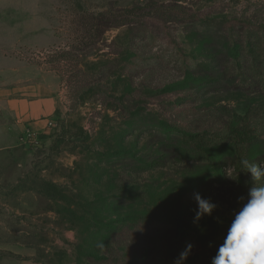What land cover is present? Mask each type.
<instances>
[{"label":"rangeland","instance_id":"rangeland-1","mask_svg":"<svg viewBox=\"0 0 264 264\" xmlns=\"http://www.w3.org/2000/svg\"><path fill=\"white\" fill-rule=\"evenodd\" d=\"M20 97L54 108L16 128ZM1 123L0 264H174L188 244L183 264H211L252 185L234 166L264 161V0H0ZM194 193L216 205L198 225Z\"/></svg>","mask_w":264,"mask_h":264},{"label":"clouds","instance_id":"clouds-1","mask_svg":"<svg viewBox=\"0 0 264 264\" xmlns=\"http://www.w3.org/2000/svg\"><path fill=\"white\" fill-rule=\"evenodd\" d=\"M240 163L244 172L251 174L252 185L246 202L244 197L239 198L242 207L235 213L211 264H264V162L257 164L245 158ZM193 199L197 205L193 224L198 225L216 205L199 193H194ZM192 247L188 244L174 264H183Z\"/></svg>","mask_w":264,"mask_h":264},{"label":"trees","instance_id":"trees-1","mask_svg":"<svg viewBox=\"0 0 264 264\" xmlns=\"http://www.w3.org/2000/svg\"><path fill=\"white\" fill-rule=\"evenodd\" d=\"M131 14V15H130ZM135 17H133V13L131 9L128 10H118L115 13H99L96 15H92L89 17V20H87V26H88V33L90 34V37H93L95 34H103L104 32L118 28L120 26L126 25L133 21ZM173 18L178 20L179 22H193L195 19L191 15H184L182 12L177 13V15L173 14ZM150 31L146 30H138L136 31L135 35L138 36L140 39H144L147 41H150L152 39V35ZM193 61V60H192ZM113 64V65H112ZM106 63L103 65V68L107 70H117L118 68H127L128 64L127 62L121 63ZM199 65L196 63L193 68H197ZM94 88V87H93ZM89 89V88H88ZM91 92L92 87L89 89ZM84 92V91H82ZM84 94V93H82ZM199 134L194 135V140H196L198 146L202 145L200 147L203 148V143L205 142V139L203 137L199 138ZM205 144V143H204ZM201 153V151H199ZM191 154V153H190ZM195 156V152H192ZM264 162V161H262ZM241 164V163H240ZM242 165H238L240 172L238 173L240 176V181L242 182L244 178V170L241 167ZM113 233V231H112ZM110 233V234H112ZM121 234V233H120ZM106 254V255H104ZM128 254V255H127ZM58 257V264H135L136 262L133 260L134 253H127L125 255H118L117 251H96L93 253H81L79 250L73 253V255L68 254L66 251H60Z\"/></svg>","mask_w":264,"mask_h":264},{"label":"crops","instance_id":"crops-1","mask_svg":"<svg viewBox=\"0 0 264 264\" xmlns=\"http://www.w3.org/2000/svg\"><path fill=\"white\" fill-rule=\"evenodd\" d=\"M8 113L11 114L14 119V126L16 128H22L23 122H35L44 115H48L54 108V101L50 98L45 99H31L27 100L25 97H20L9 104ZM19 122H22L19 124ZM6 123H1L0 127L5 128Z\"/></svg>","mask_w":264,"mask_h":264}]
</instances>
